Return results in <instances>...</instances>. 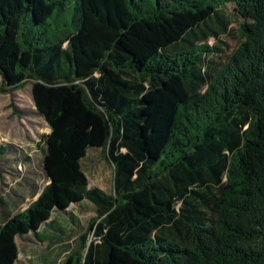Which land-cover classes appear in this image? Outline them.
Listing matches in <instances>:
<instances>
[{
  "label": "trees",
  "instance_id": "1",
  "mask_svg": "<svg viewBox=\"0 0 264 264\" xmlns=\"http://www.w3.org/2000/svg\"><path fill=\"white\" fill-rule=\"evenodd\" d=\"M0 76L31 81L50 128V182L0 223V264L85 199L62 264H264V0H0ZM89 149L111 193L88 187Z\"/></svg>",
  "mask_w": 264,
  "mask_h": 264
},
{
  "label": "rangeland",
  "instance_id": "2",
  "mask_svg": "<svg viewBox=\"0 0 264 264\" xmlns=\"http://www.w3.org/2000/svg\"><path fill=\"white\" fill-rule=\"evenodd\" d=\"M238 33L237 20H231L229 33L220 37L226 42L227 46L222 44L226 54L239 43ZM209 42L220 43L212 38ZM1 80L0 76V84ZM30 85L28 81L12 92L0 91V148L3 149L0 154V223L26 209L49 184L42 158L45 136L50 128L36 113ZM81 163L89 188L112 192L113 167L99 150L89 149L87 158ZM82 205L83 208L77 205L67 208L73 214L72 222L59 219L65 234L49 230L45 225L39 230L43 240L32 234L24 239L17 238L19 254L15 264H62L67 255L65 245L74 244L78 234L86 230L88 219L96 215L90 200L85 199ZM88 237L92 242L100 241L91 232Z\"/></svg>",
  "mask_w": 264,
  "mask_h": 264
},
{
  "label": "water",
  "instance_id": "3",
  "mask_svg": "<svg viewBox=\"0 0 264 264\" xmlns=\"http://www.w3.org/2000/svg\"><path fill=\"white\" fill-rule=\"evenodd\" d=\"M43 168H44V170H45V172H46L45 174H46V176L48 177V180H49V182H50L49 176H48V174H47V173H48V172H47V169L45 168L44 165H43Z\"/></svg>",
  "mask_w": 264,
  "mask_h": 264
}]
</instances>
